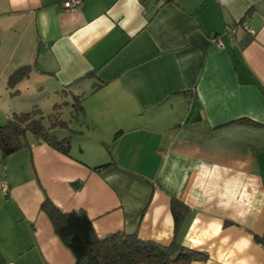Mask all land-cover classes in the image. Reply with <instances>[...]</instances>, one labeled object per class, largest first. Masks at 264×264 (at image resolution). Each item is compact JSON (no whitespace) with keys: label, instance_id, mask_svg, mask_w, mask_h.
Masks as SVG:
<instances>
[{"label":"crops","instance_id":"obj_1","mask_svg":"<svg viewBox=\"0 0 264 264\" xmlns=\"http://www.w3.org/2000/svg\"><path fill=\"white\" fill-rule=\"evenodd\" d=\"M67 1L0 0L5 91L29 65L17 93L82 96L88 123L69 156L32 136L0 153V264H75L45 196L84 210L98 237L162 245L176 199L177 242L207 256L190 264H264V126L232 123L264 125V0Z\"/></svg>","mask_w":264,"mask_h":264},{"label":"trees","instance_id":"obj_2","mask_svg":"<svg viewBox=\"0 0 264 264\" xmlns=\"http://www.w3.org/2000/svg\"><path fill=\"white\" fill-rule=\"evenodd\" d=\"M164 1L170 2L172 0ZM254 9L255 5L251 6L242 19L229 28L244 26L246 18ZM30 72L31 66L29 65L14 70L7 78L8 89H15L18 83L29 76ZM82 101V96L74 95L70 102L57 103L54 111L69 105V109L75 114H83ZM43 121L44 117L38 108L29 112L12 113L7 118L6 123L0 125V153L2 158L17 152L23 146H28V136H32L55 151L69 156L72 138L59 139L51 132L57 128H65L67 124L56 120L55 115L48 117L49 129L44 126ZM232 123L243 126H264L248 118H240ZM75 133L79 134L78 131ZM119 133H116L115 137ZM109 164L96 166L91 170L99 172ZM72 185L79 188L82 183H73ZM170 207L174 221V237L167 245L142 240L136 233L116 232L98 237L84 210L64 212L54 205L47 196L41 203L40 210L48 218L54 234L71 253L75 264H190L196 260H206L205 254L177 242V234L184 221L187 208L176 199L171 200Z\"/></svg>","mask_w":264,"mask_h":264},{"label":"rangeland","instance_id":"obj_3","mask_svg":"<svg viewBox=\"0 0 264 264\" xmlns=\"http://www.w3.org/2000/svg\"><path fill=\"white\" fill-rule=\"evenodd\" d=\"M6 76H8V73ZM5 83V78L0 80V125L5 124L7 118L10 117L12 113L29 112L34 108H38L41 110L44 117L43 123L47 129H49L48 117L50 115H55L56 120L63 121L67 124L65 128H57L51 131L59 139L71 137V141H74L80 139L79 134H76L75 132L87 131L88 123L86 124L83 116H81L82 113L75 114L74 111L65 107L54 111L53 106L55 104L71 101V97L67 93H52V90L50 89V94H47L46 90L45 92H42L37 86H33V91L29 90V92L22 94L16 92L17 88L13 90L7 88L5 91Z\"/></svg>","mask_w":264,"mask_h":264},{"label":"built area","instance_id":"obj_4","mask_svg":"<svg viewBox=\"0 0 264 264\" xmlns=\"http://www.w3.org/2000/svg\"><path fill=\"white\" fill-rule=\"evenodd\" d=\"M79 4H80V0L67 1V2H65L63 4V7L64 8H72V7H75V6L79 5ZM242 27L244 29H247V27L245 25L242 26ZM233 31H234V29L227 27L226 30H225V33L228 34V35H230V34L233 33ZM6 190H7L6 186L3 185V191H4V193L6 192Z\"/></svg>","mask_w":264,"mask_h":264}]
</instances>
